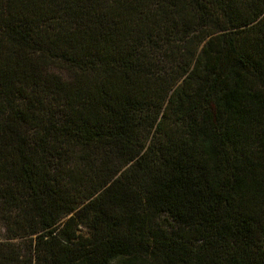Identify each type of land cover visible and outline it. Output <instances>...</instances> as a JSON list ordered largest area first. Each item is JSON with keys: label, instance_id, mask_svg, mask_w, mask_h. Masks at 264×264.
<instances>
[{"label": "trees", "instance_id": "1", "mask_svg": "<svg viewBox=\"0 0 264 264\" xmlns=\"http://www.w3.org/2000/svg\"><path fill=\"white\" fill-rule=\"evenodd\" d=\"M0 208V264H264V0H0Z\"/></svg>", "mask_w": 264, "mask_h": 264}, {"label": "rangeland", "instance_id": "2", "mask_svg": "<svg viewBox=\"0 0 264 264\" xmlns=\"http://www.w3.org/2000/svg\"><path fill=\"white\" fill-rule=\"evenodd\" d=\"M54 69L58 72H61L62 74H65V72L61 68L54 67ZM65 219L66 218H63L62 221ZM17 232V229L10 224V220L6 219L3 216L0 208V244L9 242L16 247L17 253L19 255L28 256L30 248L29 236H15ZM79 232H82L84 235H88L87 228L85 226H80L78 228V233Z\"/></svg>", "mask_w": 264, "mask_h": 264}]
</instances>
